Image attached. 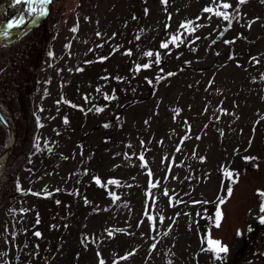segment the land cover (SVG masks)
<instances>
[{"label":"rangeland","instance_id":"374dc122","mask_svg":"<svg viewBox=\"0 0 264 264\" xmlns=\"http://www.w3.org/2000/svg\"><path fill=\"white\" fill-rule=\"evenodd\" d=\"M53 4L0 264H264V0Z\"/></svg>","mask_w":264,"mask_h":264},{"label":"trees","instance_id":"16d2710c","mask_svg":"<svg viewBox=\"0 0 264 264\" xmlns=\"http://www.w3.org/2000/svg\"><path fill=\"white\" fill-rule=\"evenodd\" d=\"M56 12L57 7L53 4L43 26L0 47V157L6 152L0 175V207L4 199L16 196L20 174L36 145L39 127L33 98L48 44L57 30ZM151 82L147 77L140 79L142 86ZM13 137L14 143L7 151Z\"/></svg>","mask_w":264,"mask_h":264},{"label":"snow or ice","instance_id":"6c2138e0","mask_svg":"<svg viewBox=\"0 0 264 264\" xmlns=\"http://www.w3.org/2000/svg\"><path fill=\"white\" fill-rule=\"evenodd\" d=\"M21 2H22V0H15V3L17 5H19ZM23 2L24 3H33V2H35V0H23ZM163 2L164 3H167V0H163ZM213 2L214 3H217V0H213ZM238 2L240 4H243V3H245V0H238ZM39 3L41 5L47 6V5L52 4L53 3V0H39ZM231 7L232 6L229 3H227V2H221V3H219L217 10L214 11V9L212 7H205L203 9V11L205 13H213L217 17L222 18L224 21H228L229 24H230L231 23V20L232 19H235L236 17L235 16L230 17L226 12L220 11L219 8L229 9ZM28 11H29L30 14H35L36 13V9L35 8H30ZM45 14H46V12L43 9H41V11L39 12L38 15L39 16H43ZM24 23H25L24 17H23V15H21L19 17V19H14L11 22H9L6 25V28H8V29L17 28V27H20ZM32 23H35V19L32 20ZM181 27L182 28H185L186 30L194 31V29L191 28V24L190 23H188V24H182ZM73 31H75V29H73ZM4 35H8V33L5 32ZM178 39H179L178 36H173L172 37V42L175 43ZM161 47L166 49V48L169 47V45H168V43H163V44H161ZM146 55L149 56V57H151L153 55V53L152 52H148V53H146ZM137 70H139V69H137ZM65 123H67V121H65ZM140 159L143 160V157L141 156ZM149 175H151V173H149ZM226 175H228L229 178H232V173L231 172L226 173ZM96 183L97 184H100L101 181L99 179H97L96 180ZM108 183H116V182L115 181H109ZM165 194H167V193H165ZM227 194L229 196L231 195V189L230 188L228 189ZM259 195L262 198H264V192L259 193ZM223 202L224 201L221 200V203H223ZM261 211H264V205H262ZM220 218H221V213L218 211L217 214H216L215 220H214L215 225L217 227L220 226ZM260 222L261 223H264V219H262ZM241 234L242 233H239L238 232V235H241ZM35 235L39 236L40 233L37 232V233H35ZM206 243H207V249L206 250L213 252L215 254V256H216V259H221L222 258V254H225V253L228 252L227 246L222 245V243L220 241H218V240H214V239L208 238L206 240ZM101 264H103V262H101Z\"/></svg>","mask_w":264,"mask_h":264},{"label":"water","instance_id":"95a60500","mask_svg":"<svg viewBox=\"0 0 264 264\" xmlns=\"http://www.w3.org/2000/svg\"><path fill=\"white\" fill-rule=\"evenodd\" d=\"M55 0H53L54 3ZM15 3V0H2V3L0 4L1 7H3V10L0 12L2 17L0 18V47L3 45H8L13 42H16L20 40L22 37L26 36L28 33L35 31L39 27H41L47 20L51 12L52 4L44 6L39 3V0H35L33 2V8L36 9V13L33 15H38L41 9H43L46 14L43 16H39V19L35 21V23H32V21L27 20V10L29 3H23V8L19 14H17L14 18L12 17L11 11L12 7ZM23 15L25 23L22 24L20 27L8 29L6 28V25L11 22L14 19H19V17ZM7 32L8 35H4V33ZM14 143V137L8 144L7 151L12 147ZM6 157V152L0 157V161L4 160Z\"/></svg>","mask_w":264,"mask_h":264},{"label":"bare ground","instance_id":"6f19581e","mask_svg":"<svg viewBox=\"0 0 264 264\" xmlns=\"http://www.w3.org/2000/svg\"><path fill=\"white\" fill-rule=\"evenodd\" d=\"M10 1V0H9ZM23 0L22 2L17 5L16 3H14L13 7H12V11H11V14H12V17L14 18L17 14H19L23 8ZM30 8H33V3H29L28 5V10ZM3 10V7L0 6V12ZM27 10V16H26V19L27 20H30L32 21L33 19L38 20L39 19V15H33V14H30L29 11ZM1 14V13H0ZM26 21V20H25Z\"/></svg>","mask_w":264,"mask_h":264}]
</instances>
